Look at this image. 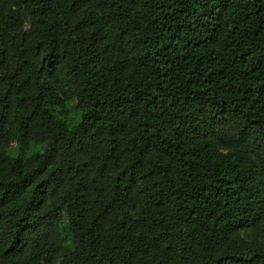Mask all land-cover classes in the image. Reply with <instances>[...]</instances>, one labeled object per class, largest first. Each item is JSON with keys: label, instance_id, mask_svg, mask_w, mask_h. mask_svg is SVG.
<instances>
[{"label": "trees", "instance_id": "trees-1", "mask_svg": "<svg viewBox=\"0 0 264 264\" xmlns=\"http://www.w3.org/2000/svg\"><path fill=\"white\" fill-rule=\"evenodd\" d=\"M0 264H264V0H0Z\"/></svg>", "mask_w": 264, "mask_h": 264}, {"label": "clouds", "instance_id": "clouds-1", "mask_svg": "<svg viewBox=\"0 0 264 264\" xmlns=\"http://www.w3.org/2000/svg\"><path fill=\"white\" fill-rule=\"evenodd\" d=\"M41 147L42 146H33V145H30L29 146V152L32 151V150H40ZM8 151H9V154L10 155H15L14 146L13 145H9Z\"/></svg>", "mask_w": 264, "mask_h": 264}, {"label": "rangeland", "instance_id": "rangeland-1", "mask_svg": "<svg viewBox=\"0 0 264 264\" xmlns=\"http://www.w3.org/2000/svg\"><path fill=\"white\" fill-rule=\"evenodd\" d=\"M11 145H13V146H14V151H15V144H14V143H12Z\"/></svg>", "mask_w": 264, "mask_h": 264}]
</instances>
